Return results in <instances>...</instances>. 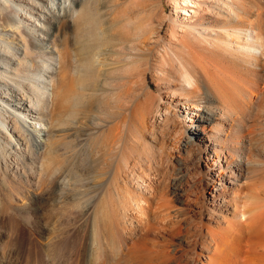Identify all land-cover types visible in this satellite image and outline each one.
<instances>
[{"label": "bare ground", "instance_id": "6f19581e", "mask_svg": "<svg viewBox=\"0 0 264 264\" xmlns=\"http://www.w3.org/2000/svg\"><path fill=\"white\" fill-rule=\"evenodd\" d=\"M152 1L154 7L162 5V0ZM169 1L172 14L154 23L133 21L145 10L142 0L134 2L118 30L106 21V0H75L73 7L52 16L30 0L23 2L27 7L20 6L24 8L20 12L0 5L3 27L13 25L17 15L30 22L37 15L36 21L48 26L39 29L46 39L58 35L62 39V48L56 45L57 69L53 50L46 46L45 52H38L37 35L27 25L17 27L12 38L20 36L16 41L24 43L25 50L9 46V64L3 63L6 67L0 72V83L8 88L0 90V101L30 120L38 114L37 120L50 126L47 150L39 152L26 122L15 115L1 125L2 136L8 142L16 136V147L22 146L16 148L19 161L12 159L15 176L20 178L23 171L30 182L37 179L38 191L48 201H40L39 207L33 201L34 207L17 213L44 210L58 217L80 208L86 196L76 191L81 184L91 185L99 195L89 196L94 202L86 200L75 211L84 218L95 217L83 239V264H264V0ZM123 5L124 0L114 1L116 10ZM73 9L79 10L71 23ZM44 65L50 70L52 99L42 96L36 101L31 86H40ZM150 73L156 92L148 80ZM137 80L144 86L140 97ZM43 84L46 89L48 84ZM98 92L115 94L118 101L102 108L96 101L101 99L94 97ZM138 106L143 107L136 122ZM160 130L190 157L181 160L172 191L167 189L161 194L164 200L158 198L162 204L154 205L150 176L142 171L136 176L138 164L129 160L128 151L145 142L146 134L156 136ZM82 137L85 142L78 151ZM118 150L122 153L115 171L101 185L109 173L105 165L112 167ZM203 154L206 169L201 171ZM5 166L0 188L8 186L11 198L24 194L28 185L10 178ZM65 175L80 185L60 206L57 189ZM192 175L196 182L190 180ZM136 177L143 183L134 195ZM193 189L204 199L197 209L187 197ZM5 202L2 215L14 210ZM103 213L111 219L101 227Z\"/></svg>", "mask_w": 264, "mask_h": 264}, {"label": "rangeland", "instance_id": "374dc122", "mask_svg": "<svg viewBox=\"0 0 264 264\" xmlns=\"http://www.w3.org/2000/svg\"><path fill=\"white\" fill-rule=\"evenodd\" d=\"M26 1L29 0H23V1L0 0V5H1V9L4 8L6 4L14 6L20 12L24 9V8H20V6L23 7L25 6V8L27 7V4L23 3ZM30 1L33 2L34 4L35 2H37L45 6L47 8V13L50 16H52V13L54 12L58 13L61 11L63 13L64 8L73 7L75 3V0H49V2H47L48 4L43 0H30ZM114 1L115 0H106L103 13L105 15L107 23L109 25H116L117 26L116 28L118 30V24H120L121 20L123 19L124 13L127 14L129 12L130 8L133 7L134 2L140 3L141 0H136V1L124 0V5L122 6L121 11L115 9ZM152 2L154 3V1L152 0H142L141 5L145 10L139 16L134 17L133 21H138L143 23H150V22L154 23L158 21L163 22L164 20H166V18L169 15L172 14V7L170 6L171 4L169 0H162L161 3L162 5L160 6V8H158L157 5H155L154 7ZM28 8H30V6H28ZM78 10L79 9L77 10L73 9L71 11V15L69 17L71 23H73L76 17L78 16ZM35 12L39 15H42L41 11L35 10ZM36 18L37 15H34L33 17H31V22H30L28 20L21 19L20 15H17V18L15 17V22L13 23L14 26L11 25L8 27H3L2 23H0V40H1L0 48H2L1 53L3 54V57L0 59V65L3 68L0 69V72H2L6 67L3 63L9 64L10 55L6 52V50L9 49V46L10 47L19 46L21 47V49L24 48L25 46L24 43L18 42V40L16 41L15 37H19L20 40V36L15 35L14 37L15 40L14 38H12L14 36L13 35L14 32L12 31H14L17 27L22 25H27V29L28 28L31 29V33L37 35V44H38L37 51L42 53L45 52L46 46L48 47L49 51L53 50V58L56 61V63L54 62V65L55 67H57V69L60 67V56H59L60 54L58 53V50H56L57 49L56 45L59 46V48H62L60 45V41L62 39L60 35H58L56 38L53 37L51 40L46 39L45 34H42L39 31V29H41L43 25L44 28H48V26L47 25L45 26L43 20L38 19L36 21ZM17 19L19 23L16 21ZM120 25H123V23ZM166 31H167V26L164 27L163 33H165ZM68 36L73 40L74 38L73 32H69ZM22 50L24 52L25 48ZM43 67H44L43 72H41V75L38 77V80L40 81L39 82L40 86H35V85H32L34 87L31 86L36 101H38L39 98L42 96L43 97L47 96L46 99L48 101L52 99V83L49 74L50 70L46 68V65H44ZM68 78H70V76L67 77V79ZM148 80L149 83L152 85L153 90L156 92V87L153 84L154 81L153 73L148 74ZM43 82H46L48 84L46 89H43V86H46L43 84ZM141 85H142L141 82L138 81L136 85V89H137L136 91L139 97L143 95L144 92V86L142 85L141 87ZM164 85L165 82H163V86ZM7 89L8 88L4 86V83H0V90L6 91ZM105 89L108 88L106 87ZM44 90L45 91L47 90V92H45ZM96 95H94V97H98L99 99H101L102 103L97 98L96 101H98V103L101 104L100 106H102V108L110 105H115V102L118 101V97L115 96V94L112 95L108 94L106 96H103L100 92H98ZM24 102L27 103L28 106H31L28 103V101H24ZM142 107L143 106H138L134 110L135 113L134 115L138 114L136 117L137 118L136 122H138V116L142 110ZM36 109H37L36 112H38L39 108ZM15 115L17 116V118L21 119L23 123L26 122L24 126L27 131V134H29V138L32 141L31 143L38 145V149H40L39 152H45L47 150L46 149L47 142L49 140L48 136L50 134L49 124L46 122L45 123L39 122L37 120L39 118L38 114H34L35 116L33 119L31 118V120L29 118H25V116L23 115H19L18 113L16 114V112L14 113L13 108L0 101V128L2 124L3 126H5L6 121L9 122L8 118L11 117L16 118ZM186 122L187 121L184 120L185 125L187 124ZM85 128H87V126H85ZM29 132H31V135ZM53 134L56 135L57 133L55 134V132H53ZM72 134H76L75 131H72ZM78 134L77 136H79ZM146 135H145V142L139 144L138 147L135 146L136 148L134 146L131 147L132 149L128 151L129 152L128 158L133 163V165L136 163L138 164V166L142 165L140 166L142 167V169L138 168V166L134 167L136 176H138V174L142 172L144 176L146 177L150 176L149 179L151 180L153 186L152 189L155 194V195L153 194L151 200L154 201L155 199H157V201H154L155 203L154 205L156 204L158 205V203L159 205H161L163 202L161 200H164V196L162 195L165 192L168 191L171 192L173 189L175 179L178 175L177 172L178 171L180 172L179 168H180L181 160L187 159L188 157H190V154L188 155L187 153H184V151L177 150L176 146L173 145V143L168 139V137H166V135L164 136V132H162L161 130L157 132L156 136L150 134H146ZM85 138L84 137L78 138L77 140L78 151L83 147ZM16 144H17L16 136L15 138L10 139L8 142V140H6V137L2 136V134L0 133V176L4 172L3 165L6 164L4 168H7V172L8 175H10V178L13 177L15 180L16 177L17 178L16 181L18 182L22 181V184L28 185L24 194L22 193V195L15 197L13 196L12 198L9 197V193L7 190L8 186H5V188H2L1 186L2 189L0 188V193L2 190L3 192L5 191L3 193V196L0 194V208L2 207L1 204L5 202L4 199L8 197L9 199L6 198L5 203L7 204L10 203L14 209L11 210L9 214H5V215L0 214V264H83V242H84L83 239H85L86 235H88L86 231L88 229L89 230L91 229L95 217L85 216L84 218L83 214H81L82 212H75V211L78 209L81 210L83 208V203L87 202L89 199H92L95 195L98 196L99 191H97L98 193L94 191L91 185L87 187V185L85 186L83 184L84 186L81 187L82 184L80 185V183H78L79 180L69 178L67 175H65L61 179V184L57 189L58 190L57 202L61 206L64 203L65 197H67L69 193L70 195L73 194L74 193L73 189H75L76 185H80L79 186L80 188H78L76 192L80 193L82 196H86L85 197L86 199L83 198L80 201L81 202L80 208L77 207L74 210L72 209L73 212L69 210V212L62 214L60 216L58 215V217L48 215L44 210L39 211L38 213H30V214L28 213L24 215H19L17 213V210L23 207H28V208L34 207L32 206L33 201L37 202V204H35L36 207L41 206L39 204L40 201H44L47 203L48 201L43 199L44 193L38 191L37 179L30 182V180L26 176H24L23 171L21 172L22 176H20V178H18V174L17 176H15L16 169H14L15 165L12 164V162L14 160L16 162L19 161L20 149L18 151L16 148L22 147L20 145L16 147L17 146ZM201 151H202V147H201ZM3 153H5L6 159L4 158L5 156L3 155ZM121 153L122 152L118 150V153L113 154L115 158L113 156L112 159L115 160L114 161L115 163L111 159V161L113 162L112 167L105 165V167L108 168L110 171L106 169V172L108 171L109 173L107 172L108 175H106V177L100 182L101 185H104L106 183L105 181H107L108 176L112 175L113 174L112 172L115 171L116 161L120 159L119 156H121ZM206 157L207 155L203 154V159L201 161V166H200L201 171L202 170L204 171V169H206L205 168ZM109 161L108 164L110 165L111 162ZM221 161L224 162L225 160L222 159ZM19 164H21V162H19ZM117 164L119 165V162ZM223 165H225V163H223ZM111 170L113 171L111 172ZM192 171L193 172L191 173L195 175L194 170ZM17 172L20 175V167L18 168ZM137 179L138 177L135 178L134 183H132V187H131L134 195H137L140 192L139 185H142L143 183L142 180L138 181ZM75 180H77V182ZM190 180L192 182L194 181L196 182L197 178L196 176H193L191 177ZM168 186L170 187L168 188ZM185 189L188 191L187 185H185ZM193 190L192 191L189 190L190 192L187 197L191 199V207L197 209L202 206L204 199L201 196L200 192H198V190L196 189ZM94 192H96L97 194ZM85 194H88V196ZM89 196H92V198L91 197L89 198ZM161 196H162V198H160L161 200L158 199ZM81 197L79 196V198ZM89 202L93 203L94 199L90 200ZM178 204H179L178 201L174 202V205H178ZM109 219H111L110 216L105 215L104 213L101 214V216L99 217V221L104 222V224L103 222L100 224L101 227H104L105 223L107 224L109 222ZM84 226H86L87 228ZM87 241L89 242L88 239Z\"/></svg>", "mask_w": 264, "mask_h": 264}]
</instances>
